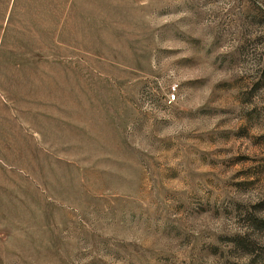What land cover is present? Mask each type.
Segmentation results:
<instances>
[{
	"label": "rangeland",
	"instance_id": "374dc122",
	"mask_svg": "<svg viewBox=\"0 0 264 264\" xmlns=\"http://www.w3.org/2000/svg\"><path fill=\"white\" fill-rule=\"evenodd\" d=\"M0 264H264V0H0Z\"/></svg>",
	"mask_w": 264,
	"mask_h": 264
},
{
	"label": "built area",
	"instance_id": "2783aa9c",
	"mask_svg": "<svg viewBox=\"0 0 264 264\" xmlns=\"http://www.w3.org/2000/svg\"><path fill=\"white\" fill-rule=\"evenodd\" d=\"M173 96L175 97V94L173 93Z\"/></svg>",
	"mask_w": 264,
	"mask_h": 264
}]
</instances>
